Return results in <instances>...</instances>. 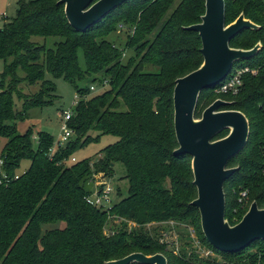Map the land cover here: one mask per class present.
<instances>
[{"label": "trees", "instance_id": "16d2710c", "mask_svg": "<svg viewBox=\"0 0 264 264\" xmlns=\"http://www.w3.org/2000/svg\"><path fill=\"white\" fill-rule=\"evenodd\" d=\"M58 1L19 0L15 17L0 29V61L4 63L0 75V137L6 140L0 152V264H104L132 253H159L167 264H192L185 252L179 255L169 245L160 244L145 227L167 222L195 224L193 217L199 215L190 205L196 198L191 158L173 154L178 144L172 95L175 80L202 63L198 34L184 28L200 22L204 0H130L84 33L69 26L63 6L56 5ZM224 2L226 25L231 10L240 4L239 14L261 27L259 31H242L230 47L248 50L257 41L262 46L256 56L246 60L245 66L256 74L243 76L237 95L218 96L214 93L218 85L200 94L195 110V118H200L214 100L228 99L229 109L242 112L249 122L245 147L228 162V167L239 170L223 187L225 220L233 226L252 202L264 209V2ZM117 29L126 34V47L134 51V58L127 64L122 63L123 51L104 40ZM33 37H59L62 41L50 49L32 42ZM78 49L84 55L83 71ZM237 66L244 65H233ZM97 75H101L99 83L107 86L100 94L91 95L90 86L78 87L77 82L88 77L96 82ZM47 76L62 78L79 97L67 123L74 135L53 155L51 135L40 134L34 148L30 135L17 134L12 125L29 109L46 104L43 90L28 96L19 91V85L40 83L54 93ZM205 92L215 97L205 98ZM14 96L21 101V111L15 109ZM101 136L117 140L100 152L99 159L70 161L77 149L97 142ZM238 156L239 163L235 164ZM22 160L30 164L18 174ZM116 162L125 167L127 196L109 211H101L85 199L92 193L94 176H109ZM243 190L247 198L240 206L237 200ZM109 218L123 222L118 233L104 232ZM60 223V228L42 230ZM127 223L136 227L128 231ZM202 242L226 259L244 255L254 244L264 245V241H257L240 252L223 254L204 237ZM252 258L248 255L249 260ZM260 259L264 264V253Z\"/></svg>", "mask_w": 264, "mask_h": 264}, {"label": "water", "instance_id": "95a60500", "mask_svg": "<svg viewBox=\"0 0 264 264\" xmlns=\"http://www.w3.org/2000/svg\"><path fill=\"white\" fill-rule=\"evenodd\" d=\"M130 0H59L65 19L75 31L84 33L99 23L111 11ZM260 26L240 13L234 22L225 23L224 0H204L200 22L184 30L198 34L201 65L175 80L173 88V128L178 144L175 156L191 158L192 184L196 198L190 205L198 210L204 239L223 254L240 252L257 241H264V209L256 202L249 205L241 220L231 226L225 220L224 183L238 167L228 168V162L245 147L249 136L246 116L222 99H216L195 118L200 94L218 86L230 73L233 65L256 56L262 46L257 42L251 49H235L230 42L244 30L259 31ZM228 130V134L217 139ZM104 264H167L159 253L146 256L132 253L122 259Z\"/></svg>", "mask_w": 264, "mask_h": 264}, {"label": "rangeland", "instance_id": "374dc122", "mask_svg": "<svg viewBox=\"0 0 264 264\" xmlns=\"http://www.w3.org/2000/svg\"><path fill=\"white\" fill-rule=\"evenodd\" d=\"M19 0H0V29L3 25L10 21L13 17H15L17 11V2ZM33 1V0H30ZM264 2V0H262ZM240 4H237L231 10L227 25L231 24L236 20L239 15L238 7ZM168 12L165 14V18L168 16ZM164 19V18H163ZM161 19V20H163ZM243 39V37H242ZM104 40L113 44L117 49L123 51L122 54V63L127 64L134 58V51L126 47V34L121 30H116L115 32H111L107 36L104 37ZM32 42L37 43L39 45H44L46 48H53L54 44L62 41L59 37H33L31 39ZM260 42V41H257ZM261 43V42H260ZM256 44V43H255ZM254 44V45H255ZM253 47V46H252ZM77 59L80 66V69L83 71L85 69L84 55L82 49L77 50ZM245 65L246 61L236 62V65ZM4 63L0 61V75L3 72ZM147 70L154 72L152 68H147ZM20 76L21 75L20 73ZM92 78L88 77L82 81L77 82L79 88H86L89 86H93L95 91L92 92L91 95L100 94L102 91L107 89V86L102 83H99L101 79V75H97L95 78L96 82H92ZM47 79L50 80L54 93L51 92L49 86H42L38 83L35 86H29L26 83H22L19 85V91L28 96H32L33 94L43 90L46 104L43 107L32 108L26 111L21 120H16L12 125L15 126L17 134L25 135L29 134L32 139V146L35 148V143L37 142V137L40 134H49L54 138V142L56 143L60 137L61 126L63 124L62 120V111H68L75 107L74 102L76 101L75 97L77 96L74 88L64 81L62 78L53 79L50 76H47ZM1 89V88H0ZM208 89L206 91H210ZM205 98H213L215 95H212L210 92H205L203 95ZM219 96V95H218ZM231 96V95H230ZM228 95V97H230ZM219 99V98H217ZM15 109L17 111H21V101H18L16 96H14ZM77 103V102H76ZM228 130H225L218 139L225 137L228 134ZM93 137L96 136V133H91ZM116 138L113 136H101L97 142H92L80 149H77L73 158H75L76 162L90 160L96 161L99 159L100 152L105 149L107 146L112 145L116 142ZM5 139L0 137V152L5 144ZM239 157L236 159L235 164L239 163ZM70 164V161L67 162ZM30 162L27 160H22L20 162L19 168L16 173H23L28 167ZM126 171L123 164L116 162L112 166V172L109 176H105V180L109 183L111 188L115 191L114 203L118 202L120 199H123L127 196L128 189V181L125 178ZM91 192L95 190L94 186L90 187ZM195 220V224L185 223V222H172L165 224H155L149 225L145 227V230L154 238H158L160 244H167L169 247L179 255H182V252H185L186 260L191 262L192 264H204L205 261L209 262H218L219 264H234V262H239L241 260V264L251 263V260L254 262L253 264H263L261 262L260 256L261 253H264V245L263 244H254L252 245L248 251L244 255H240L238 257L226 259L223 255L216 254L208 250L202 242V232L199 230L200 221L199 215L197 217H193ZM122 221H119L116 218H109L106 220V224L104 226V232L110 231L113 233H118L122 228ZM63 224L60 223L56 226H47L43 227L42 230H49L51 228L62 227ZM136 226L127 223V230L130 231L132 228ZM201 233V235H200ZM156 234V235H155ZM156 236V237H155ZM208 251L210 254L207 255ZM248 255H251L253 258L248 259ZM261 262V263H260Z\"/></svg>", "mask_w": 264, "mask_h": 264}, {"label": "built area", "instance_id": "2783aa9c", "mask_svg": "<svg viewBox=\"0 0 264 264\" xmlns=\"http://www.w3.org/2000/svg\"><path fill=\"white\" fill-rule=\"evenodd\" d=\"M256 74V70L252 69L249 66H237L232 67L230 73L227 75V77L219 84V86L214 90V93L217 95L226 94L235 96L237 95L242 86H243V76L246 74ZM105 85V84H104ZM95 88L93 86H90V92H94ZM78 95L75 97L76 101L74 102V105H76V102L78 101ZM73 115V109H70L68 111H62V120L63 124L61 126V133L60 137L57 140V142H54L53 147L50 150V155H53L55 150L57 148L63 147L69 139L74 135V131L68 127V121L71 119ZM262 156L264 157V148L262 149ZM71 162L75 163V158H71ZM1 165V161H0ZM15 179H17V176H15ZM94 188L95 190L92 191V193L86 197V202L101 210V211H109L113 204H114V194L115 191L111 188L109 183L105 180V175L103 174H97L94 176ZM247 198V191L243 190L239 193V197L237 200V203L242 206ZM170 224H173L172 222H169ZM210 254L208 251L207 255Z\"/></svg>", "mask_w": 264, "mask_h": 264}, {"label": "flooded vegetation", "instance_id": "af4514ba", "mask_svg": "<svg viewBox=\"0 0 264 264\" xmlns=\"http://www.w3.org/2000/svg\"><path fill=\"white\" fill-rule=\"evenodd\" d=\"M226 102L231 103L230 100H228V99H226ZM226 110H231V109L226 108ZM228 168H231V167H228Z\"/></svg>", "mask_w": 264, "mask_h": 264}]
</instances>
